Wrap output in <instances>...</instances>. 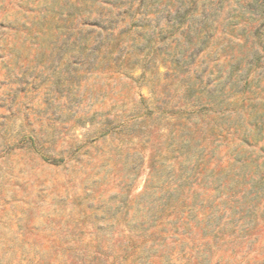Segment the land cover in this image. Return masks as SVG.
Returning <instances> with one entry per match:
<instances>
[{"label": "rangeland", "instance_id": "374dc122", "mask_svg": "<svg viewBox=\"0 0 264 264\" xmlns=\"http://www.w3.org/2000/svg\"><path fill=\"white\" fill-rule=\"evenodd\" d=\"M176 1L0 0V264H264V65Z\"/></svg>", "mask_w": 264, "mask_h": 264}, {"label": "trees", "instance_id": "16d2710c", "mask_svg": "<svg viewBox=\"0 0 264 264\" xmlns=\"http://www.w3.org/2000/svg\"><path fill=\"white\" fill-rule=\"evenodd\" d=\"M216 22L222 26V31L232 34L237 31L246 40L250 38L255 61L264 65V0H177L174 14L166 20L161 33L168 39L178 40L177 33L186 23L188 28L182 32L187 33V37L197 24L205 38H210L211 26Z\"/></svg>", "mask_w": 264, "mask_h": 264}]
</instances>
